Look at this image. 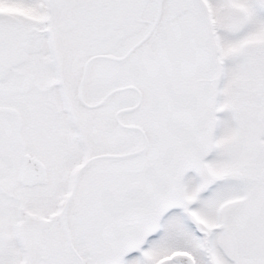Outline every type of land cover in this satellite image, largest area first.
I'll use <instances>...</instances> for the list:
<instances>
[{
	"label": "snow or ice",
	"instance_id": "snow-or-ice-1",
	"mask_svg": "<svg viewBox=\"0 0 264 264\" xmlns=\"http://www.w3.org/2000/svg\"><path fill=\"white\" fill-rule=\"evenodd\" d=\"M0 264H264V0H0Z\"/></svg>",
	"mask_w": 264,
	"mask_h": 264
}]
</instances>
